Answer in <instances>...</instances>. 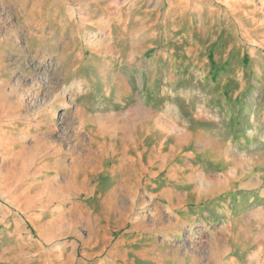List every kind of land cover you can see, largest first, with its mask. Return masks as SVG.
<instances>
[{
  "label": "rangeland",
  "instance_id": "374dc122",
  "mask_svg": "<svg viewBox=\"0 0 264 264\" xmlns=\"http://www.w3.org/2000/svg\"><path fill=\"white\" fill-rule=\"evenodd\" d=\"M97 1L0 0V264H264V0Z\"/></svg>",
  "mask_w": 264,
  "mask_h": 264
},
{
  "label": "bare ground",
  "instance_id": "6f19581e",
  "mask_svg": "<svg viewBox=\"0 0 264 264\" xmlns=\"http://www.w3.org/2000/svg\"><path fill=\"white\" fill-rule=\"evenodd\" d=\"M28 1V0H27ZM66 2H67V0H65ZM79 1H89L90 2V0H75V3H78ZM92 1H95V0H91V2ZM97 3H99L100 5H102V4H108L109 3V1L108 0H98L97 1ZM66 5H67V3H66ZM109 9V4H108V6L106 7V10H108ZM22 10H24V9H22ZM22 10H20V11H22ZM25 10H26V8H25ZM63 10V9H62ZM31 11V12H30ZM34 11H35V9H32V10H29L28 8H27V12L28 13H30V14H33L34 13ZM26 12V13H27ZM18 15V14H17ZM19 19V18H18ZM16 27V26H15ZM13 30V29H12ZM17 30V29H16ZM41 30H43L40 26H39V24L37 23V20H35V21H33L32 23H31V25H30V27L27 29V34L28 35H31V37H32V35H34V32L35 31H37V32H40ZM15 31V30H14ZM20 31V30H19ZM18 31V32H19ZM9 32V31H8ZM10 33V32H9ZM11 35V34H10ZM9 35V36H10ZM13 35L15 36V35H17V33L16 32H13ZM7 36V35H6ZM12 37V36H11ZM94 37V34L93 33H91L88 37H86V39H91V38H93ZM9 38V37H8ZM19 38V37H18ZM28 43H26L25 44V46H22L21 45V41H18V43H16L15 44V46H16V49L17 48H19V47H21L19 50H18V52L19 53H25L26 52V50L27 51H29V49H28ZM26 48V50H24ZM15 49V50H16ZM63 49V48H62ZM39 52H43V54H42V56H40L41 57V59L44 57V58H47V56H48V53L46 52V51H44V50H41V51H39V49H37V50H35V52H33L34 53V55L32 56V59L33 58H38L37 57V54H39ZM61 53L62 52H59V53H57V51L56 50H54L53 52H52V55H49V57H54V56H57V55H61ZM62 56H64V55H62ZM61 56V57H62ZM24 59V58H23ZM67 59H65V57H63L62 59H60L59 61H58V63L63 67V74L62 75H57L56 76V74H55V78L53 79V80H51V82H52V84H54V85H56V84H58V81L59 82H61V83H63V82H65V77L67 76V74L70 72V70L69 69H66V61ZM41 62V61H40ZM16 66V65H15ZM49 68H51V67H49ZM49 68H47V69H49ZM55 72V71H54ZM57 73V72H56ZM59 74V73H58ZM1 75V74H0ZM47 77V76H46ZM45 80H46V78H45ZM57 80V81H56ZM18 82H20V81H17V83ZM47 86H49L48 84H47ZM2 98H4V95L0 92V109L2 108ZM255 102H256V100L255 99H253L252 100V103H251V105H255ZM12 116H14V112L11 114ZM263 125V124H262ZM82 126V125H81ZM84 127V126H83ZM30 129H33L32 127L30 128L29 127V130ZM28 130V131H29ZM258 132V131H257ZM256 132V133H257ZM231 144H229V146H227V147H225L224 148V150L223 151H214L213 150V161L215 162V165H214V167H216L218 164H219V161H218V163H217V161H215V160H222V159H224V160H227L228 158H229V155H226V153L228 152V151H230L231 149H232V147L230 146ZM205 147V146H204ZM204 149V148H203ZM206 149V148H205ZM235 151H237V148H235ZM205 153L207 154V152H205V150H202L201 152H200V155L201 154H203V155H205ZM212 155V154H211ZM194 159V158H193ZM195 160L196 159H194L193 161L195 162ZM211 160V159H210ZM209 160V161H210ZM208 161V162H209ZM212 161V162H213ZM233 162H234V160H232ZM199 162V161H198ZM193 166H194V164L192 165V166H190V169L188 170V171H192V169H193ZM206 167H208V165L206 166ZM205 167V168H206ZM237 167H240V165H239V163H237L236 162V164H235V167H234V171H235V173H237V171H236V169H237ZM205 168H202V170L201 171H203ZM247 169V171H250L251 170V165L248 167V168H246ZM191 171H190V173H191ZM185 172V171H184ZM183 172V173H184ZM202 175H201V178L204 180V182L206 181V178H207V176H206V174L205 173H201ZM233 176V175H232ZM184 177V176H183ZM187 178H189V183H188V185L190 186V183H192L191 181H192V178H190V174H188V176H186ZM186 178V179H187ZM184 179V178H183ZM185 180V179H184ZM175 181V180H174ZM202 181V180H201ZM198 182V181H197ZM259 182H260V180H258V183L254 186V187H256V186H258V184H259ZM171 183V182H170ZM235 183V182H234ZM233 183V184H234ZM173 184V183H172ZM195 185H194V188L192 189L193 191H196L197 193H198V195H199V199L196 201V203H201V202H203V201H207V200H209L210 199V197L211 196H209V195H211V194H209L210 193V189H205V190H203V187H202V183L201 182H199V183H194ZM174 185H176L175 183H174ZM179 185V184H178ZM187 185V186H188ZM186 186V185H185ZM182 187V186H181ZM253 187V188H254ZM186 188V187H185ZM203 190V191H202ZM252 190H253V192H252ZM256 191V188H254V189H251L250 190V193H254ZM209 194V195H208ZM159 195V194H158ZM190 195V194H189ZM192 195V194H191ZM190 195V196H191ZM164 197V196H163ZM157 198H158V196H157ZM161 198V197H160ZM184 198L186 199V196H184ZM183 198V203L182 204H189V202L187 201V202H184V199ZM188 198V197H187ZM163 199V198H162ZM190 199V198H189ZM188 199V200H189ZM203 199V200H202ZM190 200H192V199H190ZM163 201V200H162ZM191 203V202H190ZM194 203V202H193ZM171 205V204H170ZM173 212V211H172ZM175 212V211H174ZM173 212V213H174ZM178 212V211H177ZM175 214V213H174ZM176 216V215H175ZM179 217V216H178ZM170 218V217H169ZM168 218V219H169ZM175 218V217H174ZM172 219V218H171ZM187 220V219H186ZM189 220V219H188ZM170 221V220H169ZM183 221V220H182ZM179 222V221H178ZM187 222H189V221H187ZM190 222H191V220H190ZM176 224V223H175Z\"/></svg>",
  "mask_w": 264,
  "mask_h": 264
}]
</instances>
